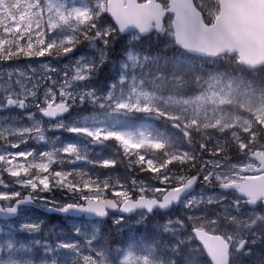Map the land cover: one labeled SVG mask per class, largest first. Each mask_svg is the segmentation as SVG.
Wrapping results in <instances>:
<instances>
[{
  "label": "rangeland",
  "instance_id": "rangeland-1",
  "mask_svg": "<svg viewBox=\"0 0 264 264\" xmlns=\"http://www.w3.org/2000/svg\"><path fill=\"white\" fill-rule=\"evenodd\" d=\"M214 1L217 3V0H195L194 4L201 11L211 13ZM90 2L95 10H105V1ZM35 4V0H0L1 24L12 29L18 35L17 39L24 37L26 42L51 47L69 43L74 37L73 33L79 32L84 25L77 17L89 16L84 0H43L42 6ZM95 22L101 28H108L107 32L102 33V39L117 34L111 23L108 25L99 17H95ZM88 31L90 33L83 34V38H87L83 49L65 54V47H61L62 53L57 57L51 55L54 57L52 60L0 63V157H3L0 168L15 169L23 164L29 166L33 176L49 177L50 171L40 172L32 165L48 164L50 168L55 162L74 163L80 157L76 153L79 149L68 142H59L62 132L81 135L90 143L95 142V145L109 141L120 146L126 156L133 155L140 147H155L159 142L144 128H129L122 116H125V112L162 116L167 120L165 125L176 133L173 135L179 134L187 142L185 149L176 151L178 162L171 167V173L157 179L138 178L130 179L128 184L117 183L112 189L113 199L121 203L124 197H160L193 176L183 178L180 175L185 174L186 169L194 168V176L198 177L199 184L192 194L182 199L177 208L153 217L159 222L154 229L166 233L161 247L169 250L168 254L179 255L182 261L177 260L176 264H197L189 258L190 254L195 256L197 253L205 258V261L200 260V264H211L191 234L193 229L199 228L223 238L229 244V264H264V207L258 203L253 209L248 208L247 201L234 191L225 193L218 189L220 184L243 181L250 176L252 169L259 167L249 155L256 152L264 154V87L252 83V72L231 68L227 64V54L220 58V71L205 75L204 69H210V66L197 67L171 59L168 54L164 57L147 56L129 49L121 55L115 80L109 83L106 91L96 94L95 90L88 88L86 78V70L93 63L78 64V59L89 58V55L91 61L100 59L99 52L90 48L96 40L101 43L100 39H95L97 28L90 26ZM125 36L121 42L138 39L135 33ZM170 39L172 43L169 16L163 21L160 34L166 49L170 47ZM172 45L174 50H178ZM87 51H93V54ZM230 58L236 61L235 56ZM78 66L81 68L79 76L75 71ZM81 76L84 79H80ZM153 79L156 84L152 83ZM150 83L156 85L153 88L158 91L147 87ZM171 83L183 86L186 83L192 85L193 90L185 93L187 88H181L179 94H172L165 91ZM9 100L12 104L8 103ZM59 103L70 107L67 118L47 121L41 117L46 106ZM82 104H95L97 109L81 115L78 111ZM46 133L54 136L51 142H48ZM202 135H206L207 139ZM118 136L133 140L127 150L116 139ZM204 140L209 143L205 144ZM69 148L75 151L69 152ZM20 153H25V156L19 157ZM205 176L208 177L207 181L204 180ZM3 178L8 182L18 179L7 173L3 174ZM145 186L147 189L142 191ZM15 187L20 186L17 184ZM40 195L61 204L74 205L81 204L86 198L103 199L98 191L86 193L80 201L67 194L54 196L53 191ZM3 203L0 201V204ZM25 211L21 210L18 219ZM145 217L142 212L126 218L123 223H117L121 217L110 215L107 223L105 220L99 225L109 223L112 227L108 230L117 231L122 226L143 222ZM177 218L182 223L167 227L170 221L176 222ZM61 219L54 222L47 216L42 219L25 218L17 227H13L10 221L4 223L9 228L21 231L25 223H39L41 231L36 234L23 231L24 239H10L7 246L12 254H7L0 244V264H10L11 260L19 262L21 258L25 264H72L75 259H71L76 255H82L89 264H113L107 263L95 251L97 255L90 253L89 243L94 239L98 224L87 225ZM77 231L79 234H74ZM33 240L48 243H38L37 246L32 244ZM141 250L146 251L125 252L119 264H173L156 258L148 247ZM17 255H21V258Z\"/></svg>",
  "mask_w": 264,
  "mask_h": 264
},
{
  "label": "trees",
  "instance_id": "trees-1",
  "mask_svg": "<svg viewBox=\"0 0 264 264\" xmlns=\"http://www.w3.org/2000/svg\"><path fill=\"white\" fill-rule=\"evenodd\" d=\"M100 1L104 2L106 0ZM35 2L36 6L43 5V0H35ZM84 2L85 7L89 11V16L92 17V20L80 27L79 32L73 33L74 37L71 40V44L64 43L62 46L54 44L51 47H47L45 45L34 44L33 42L30 43L29 41L26 42L24 37L22 39H17L18 35H16L12 29L5 27L0 22V63L12 64L24 63L26 61L37 62V60H50L51 58H54L51 55L57 57V55L59 56L62 53V51H60L61 47H65V49L73 48L74 50L79 48L83 49L82 45L87 40L86 37L83 38V34L84 32H87V34L90 33L88 29H90L91 24L95 21V17L103 19L108 25H110L109 19L104 14L105 10H95L91 7L90 0H84ZM161 3L165 4V0H162ZM5 5L9 6L10 4ZM199 11L202 13L203 21L208 24L214 18V15L217 11V3L214 1L213 11L211 13H209V11L206 12L205 10L201 11L200 9ZM125 37L126 36H119L114 33L109 38L105 37L107 42L105 58L103 60H100L99 58L96 60L93 59L94 63L92 64V67H90L89 70H86V78L89 86L88 88L95 90L94 92L96 94H101L106 91L109 83L115 80L118 73V62L122 57L121 55L129 49L147 56L164 57L166 54H168L171 59L193 64L197 67L201 65L210 66V69H204L203 73L205 75L211 72L220 71L222 64L220 59L221 56L215 58H201L188 55L180 50H174L171 39L169 41L170 47L169 49H166L162 40H160V34L152 33L147 37L138 38L137 40H133L129 43L121 42L125 40ZM37 45L40 47H37ZM95 45L100 49L105 47L103 43H99L97 40L95 41ZM90 48L93 49L92 47ZM41 52H43L44 55H38V53ZM87 52L89 54H93V51ZM27 53H31V55L29 56ZM89 58L92 59L90 55ZM93 58H95V56H93ZM226 59L228 60L227 64L231 68L235 67V69L238 68L245 72H252V83L259 84L260 86L264 87V83L262 84V81L264 82V68L251 70L245 69L238 66L236 61L234 62L230 56H227ZM152 83L156 84V81L154 80ZM153 86L156 85H152L151 83L150 85L147 84V87L150 89L158 91L157 89L153 88ZM191 86L192 85H186V83H184V86L171 83L167 86L165 91L172 94H179L181 92V88H187L185 91V93H187L192 92L193 89H191ZM95 109H97L95 104L91 106L88 104H82L78 112L81 115H85L89 114ZM122 118L127 121V126L131 129L140 127L150 131L151 136H154L155 140L159 142L158 145L162 144L163 146L159 147L157 145L152 147L144 145L136 150L133 155L126 156L120 146L114 145L109 141L103 143V145H95V142L90 143V140L87 141L81 135H69L68 133L64 132L59 135L58 133V135L61 137L59 142H62V144L63 142H68L67 144L77 146L80 151L76 150V153L80 157L72 164L69 161H60L50 165L49 179L54 182L56 180L55 172L58 170L62 171V173L65 175L71 172L73 173L72 179L78 181V193L81 197L84 198L85 194L90 191H98L102 193L103 199H109L113 198L112 189L117 183L128 184L130 179L134 180L138 178L153 180L159 178L160 176L171 173V167H173L175 162H178L175 157L176 151L178 149H185L187 142L184 139H181L182 137H179V134L176 136L173 135L176 134L174 133V130H172L171 127L165 125V122L167 123L166 118L137 112H125V116H122ZM46 135L48 136V142H51L50 139L54 137L52 133H46ZM202 137L207 139L206 135H202ZM204 142L205 144L209 143L208 140H204ZM85 144H89V146L87 147ZM136 152L139 153L135 155ZM105 161L114 164V166L105 167ZM193 169L194 168L191 167L186 169L185 174L181 173L180 176L184 178L185 176L194 175ZM85 181L90 182L92 187L85 188ZM96 182H98V184ZM23 193L27 194V191L24 190ZM53 194L54 196L60 197H63V194H67L70 195V197H73L75 201H80L82 199L73 195V193L69 191L54 189ZM45 216L39 211L27 209L21 218H16L10 221V223L13 227H17L18 223H20L25 218L42 219ZM154 216H161V214L157 212L153 213L152 215L146 216L143 222L122 226L117 231L108 230L110 227H112L109 225V223L99 225L103 222H87L83 219L72 218L67 219L74 222L85 223L87 225L98 224L99 227L94 233V239H92V241L89 243V247L91 249L90 253L93 256L100 254L103 259H106L107 263L119 264L120 259L125 252L143 253L146 250H141L142 247H148L151 251V254L160 260L165 259L173 264H176L177 260L182 261L178 254H168L169 250L166 251L164 246L161 247V243L163 242L166 233L157 232L154 229L155 225L159 226V222L153 220ZM47 217L54 222L62 221L60 217L54 215ZM14 237H20L22 240L25 238V233L21 230H18L17 228H9L4 225V222L0 221V244L2 245L3 249L7 250V254H12V252L8 249L7 242ZM94 251L97 252V254H95ZM4 252L5 251L3 250V253ZM17 256L21 258V255ZM45 257H47V253H45ZM189 258L192 259V262L197 264L202 263V261H200L201 259L205 261V258L201 253H197L195 256L190 254ZM73 259H75V261L72 264H89L88 261L83 259L82 255H76L72 257L71 260ZM10 264H25V261L22 258L19 262L11 260Z\"/></svg>",
  "mask_w": 264,
  "mask_h": 264
},
{
  "label": "water",
  "instance_id": "water-1",
  "mask_svg": "<svg viewBox=\"0 0 264 264\" xmlns=\"http://www.w3.org/2000/svg\"><path fill=\"white\" fill-rule=\"evenodd\" d=\"M168 15H171L172 41L178 50L201 58H215L227 54L230 57L235 56L240 67L246 69L264 67V0H217V14L210 24L203 21L202 14L195 7L193 0H166L165 5L158 0H106L105 3V16L119 36L136 33L138 37L143 38L153 32L160 34L163 21ZM61 104L68 110L49 116L45 113L55 111L58 104L47 106L41 113L42 118L56 120L67 115L70 112L69 107L64 103ZM249 158L259 164L257 169L250 171L252 176L243 181L220 184L218 189L226 193L234 191L237 196L247 201L248 208H254L258 202L264 207V154L256 152L249 155ZM193 177L197 176L189 177L180 186L162 194L160 197L172 192L177 195V200L173 201L170 207L155 208L153 212L165 213L172 206L178 207L180 201L195 190L198 179L191 186L185 187ZM247 187L255 190L251 192L242 190ZM137 198L130 200L135 201ZM103 200L116 202L114 199ZM116 204V210L108 209L106 216L97 217L94 214L81 213L76 209L70 210L67 214H60L34 202L21 206L16 216L6 217L0 214V221L7 222L17 218L22 209H33L45 215L62 218H82L86 221H105L109 214L131 217L138 212H144L143 209H137L125 214L119 211L123 201ZM77 206L86 208L87 200ZM192 234L211 264H228V244L221 237L210 235L200 229H193Z\"/></svg>",
  "mask_w": 264,
  "mask_h": 264
},
{
  "label": "snow or ice",
  "instance_id": "snow-or-ice-1",
  "mask_svg": "<svg viewBox=\"0 0 264 264\" xmlns=\"http://www.w3.org/2000/svg\"><path fill=\"white\" fill-rule=\"evenodd\" d=\"M77 20L81 24H87L88 21L92 20L91 16L87 15H81L77 17ZM92 27H96V36L95 39H100V42L105 45L103 49L97 48L95 43L91 45V47L99 52L100 59L103 60L106 56V50H107V42L106 40L102 39V33L107 32L108 28L104 27L101 28L95 21L91 25ZM71 44L72 41H69ZM74 51L73 48H67L65 49V54L67 52ZM27 55H31V53H27ZM38 55H44L43 52L38 53ZM92 62L90 58H84L81 57L78 59V64L86 65L87 63ZM94 70V69H93ZM77 75L79 76V73L81 72V68L78 66L75 69ZM80 79H84V77H79ZM9 104H12V101H8ZM68 109L64 107L63 104H58L56 106L55 111L45 113L49 116H55L58 113L67 111ZM117 140L121 141L123 143V146L125 150L128 149V146L133 143V140L128 139L125 140L124 137H116ZM159 147H162L163 145H158ZM15 147V145H13ZM69 152L75 151L73 148L68 149ZM25 156V153H20L19 157ZM3 157H0V160H2ZM104 166H114V164H111L108 161L104 162ZM33 169H38L40 172H48L49 171V165L48 164H34L32 165ZM7 173L8 176L12 178H18L13 179L11 182L6 181L3 178V174ZM73 173L69 172L68 174H63L62 171L58 170L55 172L56 180L52 182L47 175L40 177V176H33L31 174L30 168L27 165L20 164L15 169L13 168H7L3 169L0 168V201L4 202L3 204H0V214L11 217L16 216L19 209L23 205L31 204L34 202H40L43 207H45L49 211L57 212L60 214H67L70 212V210L76 209L77 211L85 214H94L97 217H104L106 216L107 210L117 209V204L113 200H103L100 198H86L87 199V207H79L77 205H74L72 203L68 204H61V202L56 200H48L46 197H41V193H47L51 192L54 189L61 190V191H69L72 192L73 195L78 196V198H83L78 193V181L72 179ZM197 177H193V179H190L188 181V184L185 185V187L191 186L195 180H197ZM204 180L207 181L208 177L205 176ZM98 184V182H96ZM163 183V181H161ZM19 185V188H16L15 185ZM85 188L92 187V184L88 181L84 182ZM147 186H145L142 191L146 190ZM22 190H26L27 194L25 195ZM98 190V189H97ZM242 190L245 191H254L255 189L252 187H247ZM177 200V195L168 192L167 195H164L162 197H157L155 199H148L144 197H138L135 201L130 200L127 197L123 198V205L120 207L119 211L125 214L132 213L136 211L137 209H143L145 213H152L155 208L159 209H165L170 207L173 201ZM127 217L125 216L123 219L119 218L116 222L117 223H123L124 220ZM174 223H182V221H179L177 218L176 222L170 221L167 227H171ZM22 230L26 231L31 234H36L41 231V225L39 223H25L22 225ZM74 234H79V231L75 232ZM38 243H43L47 245L48 242L42 241L37 242L36 240L32 241L33 245H37ZM9 244H14L10 243ZM11 259V258H10Z\"/></svg>",
  "mask_w": 264,
  "mask_h": 264
},
{
  "label": "bare ground",
  "instance_id": "bare-ground-1",
  "mask_svg": "<svg viewBox=\"0 0 264 264\" xmlns=\"http://www.w3.org/2000/svg\"><path fill=\"white\" fill-rule=\"evenodd\" d=\"M187 258V257H186Z\"/></svg>",
  "mask_w": 264,
  "mask_h": 264
},
{
  "label": "flooded vegetation",
  "instance_id": "flooded-vegetation-1",
  "mask_svg": "<svg viewBox=\"0 0 264 264\" xmlns=\"http://www.w3.org/2000/svg\"><path fill=\"white\" fill-rule=\"evenodd\" d=\"M227 238V237H226Z\"/></svg>",
  "mask_w": 264,
  "mask_h": 264
}]
</instances>
